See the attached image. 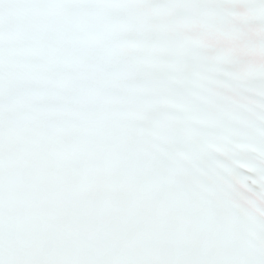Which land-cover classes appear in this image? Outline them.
I'll use <instances>...</instances> for the list:
<instances>
[{"label":"snow or ice","instance_id":"snow-or-ice-1","mask_svg":"<svg viewBox=\"0 0 264 264\" xmlns=\"http://www.w3.org/2000/svg\"><path fill=\"white\" fill-rule=\"evenodd\" d=\"M0 264H264V0H0Z\"/></svg>","mask_w":264,"mask_h":264}]
</instances>
